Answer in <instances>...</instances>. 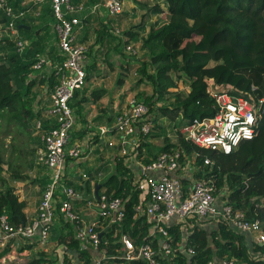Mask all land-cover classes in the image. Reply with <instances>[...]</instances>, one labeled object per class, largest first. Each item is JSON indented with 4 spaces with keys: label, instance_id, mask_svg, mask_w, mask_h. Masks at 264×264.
<instances>
[{
    "label": "trees",
    "instance_id": "16d2710c",
    "mask_svg": "<svg viewBox=\"0 0 264 264\" xmlns=\"http://www.w3.org/2000/svg\"><path fill=\"white\" fill-rule=\"evenodd\" d=\"M7 1L13 8L18 9L22 0ZM103 2L104 0H71V4H83L85 7ZM163 2V8L155 5L148 10L159 17L147 31L144 25L138 24L122 31L121 36L116 37L109 34L108 30L111 29L110 24L114 19L116 21L120 14L108 15L106 19L111 20L99 21L95 37V42L102 46L104 43L107 44L108 56V53H115L120 57L121 73L118 75V85L122 84L121 76L126 75L122 69L127 71L129 65V58L126 57L129 55L124 53L126 45L131 42L141 43L144 60L139 62L137 68L139 76L137 85L146 84L151 94L137 93L136 100L147 106L148 115L163 117L168 122L160 128L155 126V129L160 131L158 136L163 138L161 147L154 148L146 141V136H140L141 162L149 164L159 153L177 147L182 148L188 156L198 152L200 157L196 164L201 168L196 177L212 176L215 179L217 193L223 188L228 190L226 199L234 210L245 213L248 220L259 219L264 222V113L257 137L242 141L229 155L198 149L185 142L178 133V129L190 124L194 119L215 114L214 102L206 95L208 88L206 81L209 79L222 89L230 85L244 92L250 91L254 86L256 90L252 94L255 99L264 98V0H163ZM141 7L147 8L145 5ZM38 12L37 17L18 22L20 36L30 41L22 54L16 52L15 42L5 32L0 38V120H5L9 125L14 123L19 129L27 127L29 122L35 124L38 118L39 112L33 109L37 99L34 89L42 86L52 93L55 85L51 72L49 75L41 76V72L32 69L35 55L44 54L54 63L62 60L56 48L57 40L53 32L56 21L50 5L41 6ZM88 21V17H82L80 25L84 27ZM6 22V17L0 12L2 32L5 30ZM114 41V46H111ZM93 67L94 64L89 65L85 81L94 71ZM187 69H192L194 76L190 79L188 90L184 94L171 91L177 87V83L182 80V73ZM34 74L40 75L37 76V80L33 77ZM99 92L101 90L93 91L92 96L98 98ZM166 95L171 96V102L167 106L155 107L157 103L165 101ZM84 102L85 99L80 98L76 91L70 106L78 112ZM151 121L156 123L157 118ZM42 124L44 129L51 127L49 119H45ZM166 126H172L176 135L175 144L170 143L165 133ZM149 135L157 137L156 134ZM40 145L39 143L38 147ZM204 158H209L212 165L203 166ZM5 164L10 168L11 164L0 158V216L6 215L9 224L16 227L27 223L24 212L26 204L20 201L15 187L1 177ZM10 178L11 181L22 182L27 176L14 171L11 172ZM41 182V185H44V180ZM101 185L107 195L120 199L125 205L123 220L119 225L107 230V227L104 228L98 247L110 257H119L122 253L121 236H126L137 247L148 239L151 224L144 215L134 211L140 203V194L133 184L130 170L124 165L123 158H115L112 174ZM83 188L87 189V184ZM79 189L82 190V187ZM256 204L259 208H255ZM60 223L66 234L58 237V243L75 251L83 264H89L90 251L79 249L74 238L73 226L63 219ZM168 231L173 239V250L178 254V245L185 236L176 225L171 226ZM185 233L186 246L194 250V256L187 258L179 254L178 258L170 257L163 260L162 264H186L188 261L190 264H205L210 259L225 258L246 264L255 263L245 244L244 235L236 233L223 223H219L216 230H205L194 225L187 227ZM254 251L264 255V244L255 245ZM173 260H176V263ZM128 264L147 263L138 260Z\"/></svg>",
    "mask_w": 264,
    "mask_h": 264
},
{
    "label": "built area",
    "instance_id": "2783aa9c",
    "mask_svg": "<svg viewBox=\"0 0 264 264\" xmlns=\"http://www.w3.org/2000/svg\"><path fill=\"white\" fill-rule=\"evenodd\" d=\"M49 4L55 19L53 32L56 36L58 55L62 60L54 63L44 54H36L32 65L34 71L49 69L55 81L50 95V105L45 110V117L51 127L44 129L41 121H35L34 127L41 142L36 149V162L52 171L36 208V216L26 224L11 226L6 215L0 216V248L14 251L17 240L28 241L38 237L45 242L58 215L73 226L74 238L82 251L94 250L97 257L89 264H128L131 261H144L147 264H162L170 257L179 254L190 258L194 250L186 246V236L178 245V254L173 250V239L168 229L179 226L184 234L187 227L198 225L216 226L223 223L236 233L251 235L254 244H264V227L259 219L248 220L245 213L234 210L228 204V190L222 189L218 198L215 179L192 178V172L199 170L198 152L188 156L177 147L174 150L159 153L149 164L141 162L139 157L140 136L144 137L153 129L152 121L147 118V106L131 98L127 105L114 117L110 124L99 125L90 131L85 139H74L71 132L75 126V115L70 106L74 93L83 88L86 77V59L89 46L76 39V31L81 28L82 15L105 11L116 16L123 11L122 0H104L90 6L73 5L71 0H22L18 9L13 8L7 0H0V12L7 19L4 32L15 42L16 52L22 54L29 46L17 29L18 22L38 16V9ZM119 34V30H114ZM126 53L136 54L130 46ZM206 95L213 100L215 114L211 117L194 119L190 124L178 129L183 140L190 145L211 152L231 154L242 141L251 140L259 134L260 120L264 113V98L255 99L250 91H239L230 85L224 89L215 85L213 80L206 81ZM234 93H229V92ZM106 145L114 148L117 156L124 159L126 167L133 177V184L140 194V203L134 208L137 214L144 215L151 224L148 239L137 247L126 237L121 236L122 253L119 257L99 250L102 238L99 234L104 228L119 225L124 218V203L101 190L97 200L85 199L86 214L78 212L74 202L80 199V193L68 185L65 167L70 163L81 161L84 149L92 146ZM212 165L209 158H204L203 166ZM181 170L189 176V186H184L177 177H172ZM80 180L88 179L83 174ZM247 186V184H245ZM255 208H259L256 204ZM96 209L94 218H88V210ZM252 259L264 264V255L257 253ZM118 260V261H115ZM176 263V260H173ZM75 264H82L76 262ZM186 264H190L188 261ZM197 264V263H194ZM205 264H246L232 259H210Z\"/></svg>",
    "mask_w": 264,
    "mask_h": 264
},
{
    "label": "crops",
    "instance_id": "0c3cea01",
    "mask_svg": "<svg viewBox=\"0 0 264 264\" xmlns=\"http://www.w3.org/2000/svg\"><path fill=\"white\" fill-rule=\"evenodd\" d=\"M87 17L89 21L93 20L95 17H99L100 20L104 19L103 21L105 22L107 20L106 18H108V14L105 11H100L99 13L88 14ZM109 20L111 19H108L107 21ZM110 28L111 29L108 30L109 34L111 33L116 37L121 36V32H122L121 29L117 27L113 22L110 24ZM115 29L119 30V34L114 33ZM81 32H84L83 26H81L80 30L76 31L77 41H79L78 36ZM95 37L96 36H93L94 41H93L92 49L94 48V51L97 50L103 51L104 47L100 43L95 42L96 40ZM23 39L28 41L30 44L29 40H27L26 38ZM87 42H82V43L86 44L90 48V45ZM104 46H106L105 43ZM111 46L114 45L112 44ZM56 48H57V44H56ZM108 48L109 47L107 46V50H106L107 52L109 51ZM124 53H126L125 50ZM93 54L94 53H91L89 57L86 59V63H85L86 71L90 65V62L92 60L91 56ZM114 54L115 53L109 55V56H113L110 62L113 63V69H114V72H111V69L107 67L108 68L107 75L110 76H118L119 73H121L120 57L119 55H114ZM100 64L97 65L100 67ZM112 88H113V84H108V83L106 84L104 80L103 81L100 80V82H97L96 76H93L89 81L85 82V85L83 86L82 89L78 90L79 97L84 98L85 102L82 104L81 110H79L78 112L75 111V108L73 109V112L75 111L74 112L75 126L73 131L71 132L72 141L74 139L75 140L85 139L90 133V131H93L99 125L110 124L111 122H113L114 117L127 105L126 104L124 107H120V104H118V101L120 100L121 97V90L118 91V96L112 95L113 99L111 100L110 98L111 96H108L107 94L109 93V91L112 90ZM95 90H101V92L98 93L99 96L98 98H94L92 96V92ZM47 104H48L47 106H44L45 110H47V108L49 107L50 100L49 103ZM45 110L43 112V116L45 114ZM45 119L47 118L44 117L42 120L37 118L36 120L43 122ZM35 134L38 136L36 130H35ZM38 141L41 144L39 137H38ZM170 143L175 144L176 140L175 142H170ZM99 148L104 149V151L101 153ZM116 157L119 156H117L116 150L114 148L112 149L107 148L106 145H99V146L93 145L92 147H88L84 149V157L81 158V161H78L75 164L70 163L72 170L71 172L67 173L68 174L67 184L71 185L77 192L80 193V199L74 202V207L76 210H78V212L82 214L87 213L86 212L87 209L84 201L85 199L93 198L97 200L94 195L95 185L100 186L97 194H99L101 190H105L104 188H102L101 183L112 174V171L114 170V162ZM139 157L140 160H142V156ZM81 165L84 166L85 169L83 167L79 171L77 170L74 171L75 166L80 167ZM88 172L90 175H88ZM197 172H199V170H195L194 172L191 173L192 178L194 180H198L201 178V177H196ZM188 173L190 172H187L186 170H181L175 175L171 174V176L180 179L183 182L184 186L187 185L189 186L190 180ZM83 174L87 175L88 179L80 180ZM33 177H36V174H34ZM43 178L44 176L41 175L40 178V176L38 175V181L37 179H34L32 180L31 183L37 182L39 185H41L42 184L41 180H43ZM45 184H46V178H44V185H41V191H43ZM86 184H87V189L83 190L84 189L83 187H85ZM22 185L23 186L20 190V194L17 195L20 201H23L26 204V208L24 212L27 216V223H28L36 216V208L41 196H39L38 200L35 197L36 201L35 200L33 201L30 197L32 189H27V187L29 186L25 187L24 183H22ZM38 186L36 185V188L33 190L38 189ZM80 187H82V190L79 189ZM88 212H91L89 213L88 218H94L97 213L96 209H93L91 211L88 210ZM60 220H62V218H60L58 215L53 223V226L50 230V234L45 242H41L38 237H34L25 242L20 241L21 245L18 248L15 247L16 245L15 244L14 251L12 252H10L7 248L5 249L0 248V264H32L33 261H36L37 262L36 264H75L76 262H81L83 264L82 259L75 253V251L69 250L65 245L58 243L57 241L58 237L66 234V230H64V227H62ZM202 228H204L205 230L207 229L216 230L217 227L213 225L207 226L206 224L205 225L203 224ZM242 235H244L245 237V244L248 248L250 256L253 257L255 254L259 253L254 251L255 245L257 244L253 243L251 235L244 233H242ZM184 236H186V234H184ZM2 251H6V253L3 254ZM89 255L91 257L90 261L92 258L98 256L94 250H91Z\"/></svg>",
    "mask_w": 264,
    "mask_h": 264
},
{
    "label": "rangeland",
    "instance_id": "374dc122",
    "mask_svg": "<svg viewBox=\"0 0 264 264\" xmlns=\"http://www.w3.org/2000/svg\"><path fill=\"white\" fill-rule=\"evenodd\" d=\"M82 1H88V0H82ZM123 11L117 18V21L113 22L117 27L121 29V31H124L128 29L129 27L142 24L145 27V31L148 30V27L154 23L159 16L151 14L148 10L155 5H159L163 8L164 2L163 0H123ZM145 5L147 8H143L141 6ZM99 17H95L93 20L86 23V25L83 27L84 32H81L78 36L79 42H87L90 45L89 52L94 53L91 58L90 65L94 64V71H92L90 74V77L88 78L89 81L93 76H96L97 82H100V80H104V82L107 84H113V88L109 93L108 96L116 95L118 96V91L121 90V97L118 101V104H120V107H124L128 100L131 98H136L137 93L143 92L147 95L151 94L150 88L146 84H140L137 85V81L139 79L137 68L139 65V62L144 60V52L141 50V43L140 42H134L127 44L131 47V49L136 53L133 54H126L129 56H126L129 58V65H127L125 72V76H121L122 78V84L118 85L117 80L118 76H110L107 75V67L112 66L111 72H114L113 69V63L110 62L113 56H108L107 53V44L104 47V50L102 52L94 51V48L92 49L94 38L93 36H96V31L98 29L99 24ZM2 28L0 27V38L4 36V30L1 31ZM115 44V41L113 42V45ZM126 45V46H127ZM89 54V55H90ZM109 55H112L113 53H108ZM87 56V58L89 57ZM117 55V54H114ZM107 60V62H106ZM101 63V64H100ZM100 64V67L97 65ZM87 72V71H86ZM94 73V74H93ZM42 74H50L49 69H44L41 72ZM193 74L192 69H187L182 73V80L177 83L176 89H172L171 91L174 92H180L185 93L188 90V85L191 79V76ZM120 75V74H119ZM37 74H34V78L37 80ZM34 92L37 94V99L35 100L33 104V109L36 112H39L38 118L43 119L45 117V114L43 116L44 112V106H47L50 100L51 93L48 92L44 87L37 86L34 89ZM165 101L159 102L156 104L155 107H161V106H167L171 102V96L166 95L164 97ZM147 118L150 120L156 119V123L152 122L153 129L151 131L152 134H156L157 137H151L150 135L146 136L145 139L147 142H150L154 148H159L162 146L163 138L162 136H158L160 134V131L158 129H155V126L157 128L163 127L164 125L168 124L165 118L158 117L157 115H147ZM34 123L29 122L27 127L20 128L18 125L11 123L10 125L6 123L5 120H0V158L4 162H8L11 164L10 168L7 164L3 165V172L1 174V177L5 180H7L8 184L15 187L16 194H20V190L22 188V183H24L25 187L27 189H32L30 197L34 201L36 199H39V196H41V185L36 183H31L32 180L37 179L38 181V175L41 178V175L44 176V178L50 177L52 175V171L44 168L40 164L36 162V156L34 155L35 149L39 146L38 136L35 134V128L33 126ZM150 133V134H151ZM165 133L167 137L169 138L170 142H175L176 135L175 132L172 129V126H166L165 127ZM100 152L102 153L104 149L99 148ZM35 157V158H34ZM98 159V157H97ZM70 161L68 160L66 163L65 171L66 174L68 172H71V166ZM77 163V162H75ZM70 166V167H69ZM105 166V165H102ZM84 166H75L74 171H79ZM85 169V167H84ZM16 172L20 175L27 176V179L25 182H15L11 181L10 174L11 172ZM36 174V177H33V175ZM43 178V180H44ZM29 184V185H28ZM36 185L38 186V189L33 190L36 188ZM222 190L218 191V198H221L222 195L220 193ZM36 197V199H35ZM29 223V222H28ZM264 227V222H263ZM209 230V229H207ZM19 240H17L15 247L18 248L21 243ZM2 253H6V251H2Z\"/></svg>",
    "mask_w": 264,
    "mask_h": 264
},
{
    "label": "water",
    "instance_id": "95a60500",
    "mask_svg": "<svg viewBox=\"0 0 264 264\" xmlns=\"http://www.w3.org/2000/svg\"><path fill=\"white\" fill-rule=\"evenodd\" d=\"M20 27H22V26H20ZM99 187H100L99 185H95L94 195H95L96 199L98 198V194H97V192H98ZM106 230H107V229H106ZM103 234H104V232H101V233L99 234V238H100V239L102 238Z\"/></svg>",
    "mask_w": 264,
    "mask_h": 264
}]
</instances>
